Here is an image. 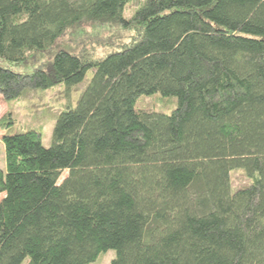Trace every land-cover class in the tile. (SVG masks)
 Wrapping results in <instances>:
<instances>
[{
  "label": "trees",
  "instance_id": "obj_1",
  "mask_svg": "<svg viewBox=\"0 0 264 264\" xmlns=\"http://www.w3.org/2000/svg\"><path fill=\"white\" fill-rule=\"evenodd\" d=\"M129 1L0 0L5 100L91 72L49 146L39 126L0 121V264L108 250L110 264H264V0H143L126 18ZM85 21L138 37L100 58L61 49L31 72L7 66ZM154 93L175 107L135 108Z\"/></svg>",
  "mask_w": 264,
  "mask_h": 264
},
{
  "label": "rangeland",
  "instance_id": "obj_2",
  "mask_svg": "<svg viewBox=\"0 0 264 264\" xmlns=\"http://www.w3.org/2000/svg\"><path fill=\"white\" fill-rule=\"evenodd\" d=\"M142 2L143 0H130L124 9L125 17L130 18L132 12ZM137 37L138 31L132 26L124 28L111 23L85 21L65 30L48 50L36 52L24 63L11 66L7 64V66L16 72H31L37 65L49 62L54 53L61 49L84 54L90 58H100L112 50L133 42ZM90 76L91 72L84 80L71 79L67 85L62 83L45 89L31 90L20 99L5 100L0 95V121L3 118L7 121L8 118V121L12 122L10 128L15 131L24 129L28 125L39 126L43 132L42 144L47 147L52 142V131L58 114L69 105L75 106ZM175 103V97H162L159 93H154L140 96L135 108L167 113L175 107ZM4 130L0 124V168L5 167L4 146L1 141ZM66 174V171L62 173L59 182ZM231 180L234 188L246 182L240 171L233 172ZM3 195L0 194V199ZM114 255L113 250H108L98 255L91 264H110ZM21 264H28V259Z\"/></svg>",
  "mask_w": 264,
  "mask_h": 264
}]
</instances>
